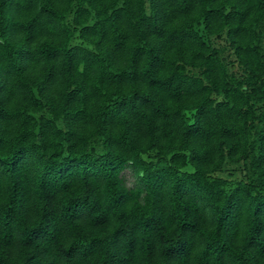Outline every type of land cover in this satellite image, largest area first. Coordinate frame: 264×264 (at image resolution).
Segmentation results:
<instances>
[{"label": "trees", "instance_id": "16d2710c", "mask_svg": "<svg viewBox=\"0 0 264 264\" xmlns=\"http://www.w3.org/2000/svg\"><path fill=\"white\" fill-rule=\"evenodd\" d=\"M0 264H264V0H0Z\"/></svg>", "mask_w": 264, "mask_h": 264}, {"label": "rangeland", "instance_id": "374dc122", "mask_svg": "<svg viewBox=\"0 0 264 264\" xmlns=\"http://www.w3.org/2000/svg\"><path fill=\"white\" fill-rule=\"evenodd\" d=\"M128 179H129V181L131 182L132 180H133V176L132 175H128Z\"/></svg>", "mask_w": 264, "mask_h": 264}]
</instances>
